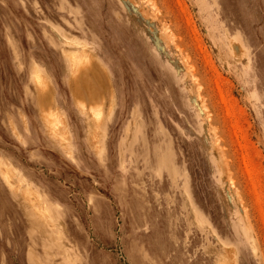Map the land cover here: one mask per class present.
I'll return each instance as SVG.
<instances>
[{
  "label": "rangeland",
  "instance_id": "374dc122",
  "mask_svg": "<svg viewBox=\"0 0 264 264\" xmlns=\"http://www.w3.org/2000/svg\"><path fill=\"white\" fill-rule=\"evenodd\" d=\"M0 264H264V0H0Z\"/></svg>",
  "mask_w": 264,
  "mask_h": 264
}]
</instances>
